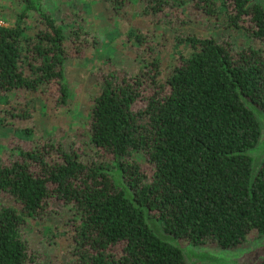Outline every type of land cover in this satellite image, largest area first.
Returning <instances> with one entry per match:
<instances>
[{
	"label": "trees",
	"instance_id": "16d2710c",
	"mask_svg": "<svg viewBox=\"0 0 264 264\" xmlns=\"http://www.w3.org/2000/svg\"><path fill=\"white\" fill-rule=\"evenodd\" d=\"M109 1L119 11L130 0ZM0 2L8 3L0 4L7 23L0 26V124L10 126L28 120L52 83L57 103L66 102L65 61L86 54L91 34L72 26L65 35L42 0ZM173 2H189L203 25L213 20L247 41L235 46L229 35L188 31L176 42L189 53L179 50L169 67L153 60L135 73L101 74L91 153L50 135L12 144L0 158V194L16 202L0 201V264H35L23 227L52 200L72 211L64 223L71 264H185L149 228L145 209L165 232L196 246L232 249L264 236V162L251 182L245 153L261 127L237 91L264 111V5L147 0L146 9L158 13Z\"/></svg>",
	"mask_w": 264,
	"mask_h": 264
},
{
	"label": "rangeland",
	"instance_id": "374dc122",
	"mask_svg": "<svg viewBox=\"0 0 264 264\" xmlns=\"http://www.w3.org/2000/svg\"><path fill=\"white\" fill-rule=\"evenodd\" d=\"M146 3L147 0H130L117 11L109 0H42L43 9L62 23L65 35L72 26H81L91 34V45L83 57L65 61L68 92L64 104L57 103V85L52 83L44 96H36L37 105L28 120H17L10 126L0 124L1 159L7 158L12 144L28 146L39 135H50L64 146L75 143L91 153L89 121L101 74L135 73L153 60L169 67L176 61L179 50L189 53V48L176 42L188 31L220 39L229 35L235 46L247 41L242 33L222 28L213 20L203 25L189 2L183 5L173 2L172 6L168 3L165 10L158 13L148 11ZM9 6L14 10L21 8L17 2ZM27 128L32 129V135L25 133ZM137 155L148 163L141 154ZM0 201L16 205L3 194ZM59 204L52 200L44 214L26 219L23 230L37 254L35 264H71L73 254L64 223L72 211Z\"/></svg>",
	"mask_w": 264,
	"mask_h": 264
},
{
	"label": "water",
	"instance_id": "95a60500",
	"mask_svg": "<svg viewBox=\"0 0 264 264\" xmlns=\"http://www.w3.org/2000/svg\"><path fill=\"white\" fill-rule=\"evenodd\" d=\"M253 2H260L264 5V0H248L247 5ZM237 91L240 94L241 100L255 115L261 127V135L258 143L253 148L245 151L251 157L252 182L256 172L264 162V111L242 95L239 87H237ZM144 211L146 222L152 232L161 240L177 247L184 257L185 264H259L264 261V236L245 246L232 249L214 245L196 246L165 232L158 220L151 217L147 209Z\"/></svg>",
	"mask_w": 264,
	"mask_h": 264
},
{
	"label": "built area",
	"instance_id": "2783aa9c",
	"mask_svg": "<svg viewBox=\"0 0 264 264\" xmlns=\"http://www.w3.org/2000/svg\"><path fill=\"white\" fill-rule=\"evenodd\" d=\"M6 23L3 21V19L0 17V26H4Z\"/></svg>",
	"mask_w": 264,
	"mask_h": 264
}]
</instances>
